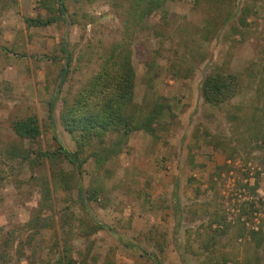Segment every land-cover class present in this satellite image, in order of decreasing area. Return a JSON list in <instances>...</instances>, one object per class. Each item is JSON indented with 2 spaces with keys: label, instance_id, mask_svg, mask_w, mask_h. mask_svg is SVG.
<instances>
[{
  "label": "rangeland",
  "instance_id": "374dc122",
  "mask_svg": "<svg viewBox=\"0 0 264 264\" xmlns=\"http://www.w3.org/2000/svg\"><path fill=\"white\" fill-rule=\"evenodd\" d=\"M227 4L170 0L165 12L128 27L130 0H68L65 20L28 28L26 18H47L42 0H0V264H53L65 244L77 264H264V245L258 249L251 235L264 237V0ZM209 16L232 19L205 41ZM64 44L74 60L51 122ZM119 45L131 51L135 103L171 104L157 135L133 133L101 169L92 159L78 174L63 160L34 163L59 143L76 151L60 122L64 98ZM215 70L242 80L221 107L201 96ZM31 115L42 128L34 143L12 130ZM38 217L50 226L35 229Z\"/></svg>",
  "mask_w": 264,
  "mask_h": 264
},
{
  "label": "trees",
  "instance_id": "16d2710c",
  "mask_svg": "<svg viewBox=\"0 0 264 264\" xmlns=\"http://www.w3.org/2000/svg\"><path fill=\"white\" fill-rule=\"evenodd\" d=\"M51 1L42 0V6L48 14L47 18L25 19L28 28H46L66 19L68 0H55L54 3ZM168 1L170 0H130V8L127 9L128 12L124 13V22L128 27L132 24H141L156 12H165ZM228 1L211 0V3L215 4V7L221 3L230 6L227 4ZM246 15L248 14L245 10L243 16L240 17L242 25L246 24ZM231 19L232 17L229 16L224 21L217 22L216 18L209 16L203 29L204 40H210L211 36L216 35L220 25L226 26L231 22ZM201 33L202 31L199 35H202ZM62 49L65 53L66 64L60 72V86L51 103L49 113L51 122L54 119L55 102L68 81L69 70L74 60V55L68 52L67 44H64ZM261 80L264 83V69ZM241 86L240 75L215 70L204 78L201 84V96L205 104L221 107L239 94ZM135 88L136 71L129 48L119 45L105 51L98 70L71 98H64L60 122L64 130L75 140L76 151L71 152L59 143L60 147L57 151L37 154L34 163L39 165L43 160H50L54 163L63 160L75 167L78 174L84 165L92 159L97 169H101L122 153L133 133L143 131L156 136L159 122L165 114L171 112V104L167 98L162 97L154 98L149 102L145 101L142 105L136 104ZM12 130L18 138L30 143L36 142L42 135L41 123L36 115L14 120ZM29 158L30 151H26L23 159L26 161ZM52 175L55 178L58 177L54 171ZM66 180L64 178V182ZM84 191V188L80 186L79 193L82 199ZM97 192V190L89 192V200L96 202L98 200ZM46 194L50 195L48 188ZM174 202L179 207L180 199L177 194L174 196ZM49 222L48 219L38 217L34 228H47L50 226ZM98 228L108 230L105 225H98ZM251 235L257 242V248L260 249L264 245V237L260 232H252ZM241 237H244L243 233ZM1 259L4 260L2 255ZM53 264H77L68 244L64 245L60 256ZM158 264L161 263L158 262ZM205 264H215V260L211 259L209 263Z\"/></svg>",
  "mask_w": 264,
  "mask_h": 264
}]
</instances>
